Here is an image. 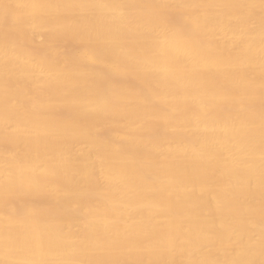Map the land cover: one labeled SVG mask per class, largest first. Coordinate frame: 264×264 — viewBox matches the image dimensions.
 <instances>
[{"label": "bare ground", "instance_id": "1", "mask_svg": "<svg viewBox=\"0 0 264 264\" xmlns=\"http://www.w3.org/2000/svg\"><path fill=\"white\" fill-rule=\"evenodd\" d=\"M0 264H264V0H0Z\"/></svg>", "mask_w": 264, "mask_h": 264}]
</instances>
